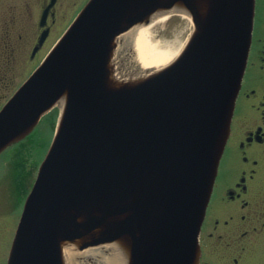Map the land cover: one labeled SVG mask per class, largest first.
I'll return each instance as SVG.
<instances>
[{
    "label": "water",
    "instance_id": "water-1",
    "mask_svg": "<svg viewBox=\"0 0 264 264\" xmlns=\"http://www.w3.org/2000/svg\"><path fill=\"white\" fill-rule=\"evenodd\" d=\"M254 8L255 0L88 2L0 111L1 154L61 109L7 264H67L68 250L103 245L117 247L124 264H199ZM170 12L195 25L180 55L117 78L120 37Z\"/></svg>",
    "mask_w": 264,
    "mask_h": 264
},
{
    "label": "flooded vegetation",
    "instance_id": "flooded-vegetation-1",
    "mask_svg": "<svg viewBox=\"0 0 264 264\" xmlns=\"http://www.w3.org/2000/svg\"><path fill=\"white\" fill-rule=\"evenodd\" d=\"M62 1H68V6L74 2ZM38 2L46 8L51 0ZM63 2L60 4V0H55L48 18L49 21L53 17V22L41 28L36 39L17 35L16 14L3 31L0 16V106L16 87V76L13 75L19 69V62L22 61L23 69L31 68L45 48L52 25L57 24L54 20L57 10ZM7 5L12 14L18 0H0V11ZM45 29L49 31L48 38L40 42ZM2 90L12 91L5 101ZM14 154L17 156L14 151L12 161ZM199 244V264H264V0H255L247 64L201 226Z\"/></svg>",
    "mask_w": 264,
    "mask_h": 264
},
{
    "label": "rangeland",
    "instance_id": "rangeland-1",
    "mask_svg": "<svg viewBox=\"0 0 264 264\" xmlns=\"http://www.w3.org/2000/svg\"><path fill=\"white\" fill-rule=\"evenodd\" d=\"M73 1V3L68 6L66 4L68 1H65L64 3L60 0V4L63 2V5L59 6L57 16L54 18L55 21L58 20L57 24L54 26L52 25L51 34L46 42L45 48L37 58V61L33 62V66L25 70L23 69V64H21L22 61L19 62V69L15 71L16 75L15 73L13 75L16 76V88L28 79L32 68L44 58L47 52L53 47L58 38L68 29L88 2V0ZM35 2H38V0H18V6L12 11L14 12L12 14L8 9L9 5L1 8L0 16L2 19V30L4 31L8 28L9 23L11 24L10 19L12 18V15L16 14L18 25L17 35L19 36L21 34L25 39H27V37H33L36 39L41 31L39 21L46 5H41L39 2L35 4ZM163 17L165 18L157 22L149 30V34L153 36L157 42L162 44V46L171 47L173 53H176V58L185 47L193 30V24L190 19L188 20L182 14L175 12H170L159 18ZM51 22H53V17L49 19V23ZM118 46V50L115 52V59L119 61L118 68H121V70L118 69V71L125 76H131V78L136 77L139 74L140 66L133 55V44L129 45L121 41L118 43ZM11 92L12 91L10 90H2V94L6 95L3 101H5ZM59 112V109L55 108L53 111L46 114L40 120L33 133L26 139L28 146L31 147V149L35 148V155L37 158L35 157L33 161L27 163L21 171V176H18L20 187L16 188L11 186L10 179H8V171L10 170L8 163L12 161L14 149H16L18 145L10 147L0 155V264H6L25 198L34 182L38 171V164L40 165L51 145L55 133L54 125ZM87 250L81 252L68 250L66 253L69 254L71 258L67 259V264H105L102 259L100 261V258L93 257L89 254L86 255L85 252ZM107 255L108 254H106V256Z\"/></svg>",
    "mask_w": 264,
    "mask_h": 264
},
{
    "label": "bare ground",
    "instance_id": "bare-ground-1",
    "mask_svg": "<svg viewBox=\"0 0 264 264\" xmlns=\"http://www.w3.org/2000/svg\"><path fill=\"white\" fill-rule=\"evenodd\" d=\"M188 20L191 18L186 14H183ZM162 16L154 17L148 25H137L129 30L126 34L122 36L120 41L125 44H133L134 50L133 55L140 66V74H147L151 71L159 70L171 63L176 53L169 46H162L157 42L153 36L149 34V30L163 18ZM159 18V19H158ZM86 255H92L93 257L100 258L105 262V264H124L123 256L121 251L110 245H103L95 248H90L87 250ZM106 254H108L106 256ZM70 259V255L67 256Z\"/></svg>",
    "mask_w": 264,
    "mask_h": 264
},
{
    "label": "trees",
    "instance_id": "trees-1",
    "mask_svg": "<svg viewBox=\"0 0 264 264\" xmlns=\"http://www.w3.org/2000/svg\"><path fill=\"white\" fill-rule=\"evenodd\" d=\"M26 148H27V146L26 147H24V149L23 150H20L19 151V154H20V158L18 159L19 161H18V163H17V169H15V173H16V175H18V176H21V171L24 169V167H25V162H26V158L25 157H22V155H23V152L26 150ZM28 149V148H27ZM18 173V174H17ZM18 176H16L17 177V181L19 180V178H18Z\"/></svg>",
    "mask_w": 264,
    "mask_h": 264
}]
</instances>
